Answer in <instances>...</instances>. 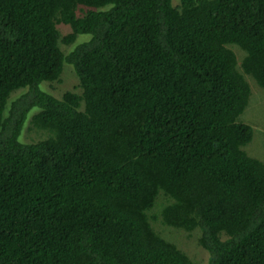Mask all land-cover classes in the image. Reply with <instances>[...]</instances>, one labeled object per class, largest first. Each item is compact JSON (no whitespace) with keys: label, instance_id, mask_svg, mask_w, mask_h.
I'll return each instance as SVG.
<instances>
[{"label":"trees","instance_id":"trees-1","mask_svg":"<svg viewBox=\"0 0 264 264\" xmlns=\"http://www.w3.org/2000/svg\"><path fill=\"white\" fill-rule=\"evenodd\" d=\"M243 75L264 88V0H0V264H202L156 219L264 264Z\"/></svg>","mask_w":264,"mask_h":264},{"label":"rangeland","instance_id":"rangeland-1","mask_svg":"<svg viewBox=\"0 0 264 264\" xmlns=\"http://www.w3.org/2000/svg\"><path fill=\"white\" fill-rule=\"evenodd\" d=\"M173 4H177L178 0H172ZM59 30L61 34L69 31L68 26L60 24ZM85 36H79L77 41L84 39ZM61 49L66 53L72 45H65L59 41ZM231 48L237 54L238 60L243 55L241 49L236 45H232ZM62 71L58 81L51 83L43 81L40 84L42 89L60 96L65 90L80 91L78 87V80L73 71V68L68 63H63ZM250 86V96L245 105L243 111L239 115V120L244 121L251 125L253 128V137L249 143L244 146V149L251 155L264 160V88L259 87L249 75H243ZM36 111V108L31 109L22 127V131L19 135V140L29 141V138L33 134L28 128L31 115ZM153 226L156 230L168 240L176 244V246L184 251L190 258L205 263L207 259V253L197 244V235L195 231L186 232L183 229L166 226L160 222L159 219L153 220Z\"/></svg>","mask_w":264,"mask_h":264}]
</instances>
